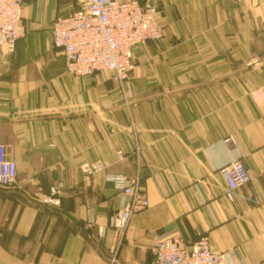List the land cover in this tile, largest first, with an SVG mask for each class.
Segmentation results:
<instances>
[{"label":"crops","instance_id":"1","mask_svg":"<svg viewBox=\"0 0 264 264\" xmlns=\"http://www.w3.org/2000/svg\"><path fill=\"white\" fill-rule=\"evenodd\" d=\"M78 1L25 0L26 36L0 52V144L18 168L0 189V264H155L158 236L196 232L264 264V0H140L164 37L134 50L123 89L72 76L53 47V20ZM238 156L251 183L231 203L221 168ZM98 161L108 170L90 175ZM109 175L138 177L149 203L124 233ZM53 187L57 208L40 202Z\"/></svg>","mask_w":264,"mask_h":264},{"label":"built area","instance_id":"2","mask_svg":"<svg viewBox=\"0 0 264 264\" xmlns=\"http://www.w3.org/2000/svg\"><path fill=\"white\" fill-rule=\"evenodd\" d=\"M24 3L25 0H0V52L13 53L17 43L26 36ZM159 20L160 11L150 2L79 0L76 10L53 20L52 45L62 53L67 73L76 78H87L107 72L123 89L135 69L134 50L163 39ZM225 144L236 150L234 138L227 139ZM117 156L119 161L124 158L122 152ZM84 168L90 175H98L105 173L108 165L98 161ZM221 175L225 183V198L231 203L235 201V192L251 183L241 156L223 166ZM107 182L114 186L122 199V210L115 225L124 233L131 216L146 209L149 203L138 177L109 175ZM17 186V164L8 159L6 147L0 144V188ZM40 202L52 208L59 207V191L51 188ZM99 235L105 237L106 229L100 227ZM151 252L155 264H239L235 250L214 251L208 236L202 232H196L195 240L190 242L176 234H162L156 238Z\"/></svg>","mask_w":264,"mask_h":264},{"label":"trees","instance_id":"3","mask_svg":"<svg viewBox=\"0 0 264 264\" xmlns=\"http://www.w3.org/2000/svg\"><path fill=\"white\" fill-rule=\"evenodd\" d=\"M0 189H2V188H0ZM43 205V204H42ZM45 206V205H44Z\"/></svg>","mask_w":264,"mask_h":264}]
</instances>
